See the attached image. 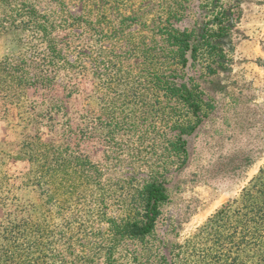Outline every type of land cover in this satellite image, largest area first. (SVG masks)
I'll use <instances>...</instances> for the list:
<instances>
[{"label": "rangeland", "instance_id": "1", "mask_svg": "<svg viewBox=\"0 0 264 264\" xmlns=\"http://www.w3.org/2000/svg\"><path fill=\"white\" fill-rule=\"evenodd\" d=\"M35 2L49 21L66 26L54 33L57 47L72 61L81 59L82 67L50 69L63 81L50 92L40 86L32 91L38 103L49 93L65 99L68 127L56 118L52 139L107 177L105 196L99 203L91 189H76L78 178L71 174L53 180L54 198L45 203L36 188L22 183L29 165L10 162V182L0 181V255L15 241L16 263L31 257L35 264H104L110 256L112 264H188L178 249L264 166V0ZM167 17L166 27L200 41L219 33L212 41L220 54L203 52L195 67L189 61L178 68L179 82L196 76L206 102L205 117L182 137L185 153L171 150L169 141L189 112L153 81L156 72L166 75L177 67L155 30ZM7 21L1 17L0 27ZM25 36L23 41L31 40ZM18 37L0 32V57L21 48ZM39 137L34 127L0 120V152ZM150 173L160 176L167 194L154 231L111 251L108 221L141 215L138 188ZM27 226L35 227L30 236Z\"/></svg>", "mask_w": 264, "mask_h": 264}, {"label": "trees", "instance_id": "2", "mask_svg": "<svg viewBox=\"0 0 264 264\" xmlns=\"http://www.w3.org/2000/svg\"><path fill=\"white\" fill-rule=\"evenodd\" d=\"M34 3L35 0H0V18L8 20V25L1 26L0 32L3 36L18 35L16 42L21 46L19 50L0 57V120L12 121L25 128L34 127L40 135L37 140L26 138L13 144L10 150L0 152V181L3 184L10 182L11 177L6 169L10 162L27 164L29 168L22 177V183L36 188L45 203H49L54 198L50 188L53 180L74 174L78 178L76 189L83 185L91 189L93 198L100 203L105 196L107 177L89 161L72 154L66 143H57L52 139L56 118L61 117L62 124L66 129L68 127L65 99L49 93L38 103L37 93L32 91L40 86L50 92L63 81L62 76L56 73L51 75L50 69L64 71L82 67L81 59L72 61L68 54L57 47L54 33L65 30L66 26L49 21L51 16L36 9ZM69 14V19L74 18ZM42 19L48 22H42ZM167 21L168 17L155 30L163 36L162 42L170 50L171 62L177 67L166 75L156 72L153 81L156 87L166 92L169 101L185 106L189 112V116L178 124L176 137L169 141L171 150L185 153L182 137L193 133L205 117L201 108L206 102L196 76H188L185 81L179 82L181 74H178V68H185L189 61L190 66L195 67L203 52L212 55L218 51L217 54H220V46L212 41L219 33L200 41L186 30L166 27L164 24ZM217 24L220 26L221 22ZM221 28L220 31L224 30ZM24 35L31 40L23 41ZM208 68L210 73L214 71L212 67ZM99 101L102 102V99ZM100 121L99 115L96 130L100 128ZM69 134L66 130L63 138L67 139ZM154 174H147L139 184L141 215L134 219L125 213L120 219L108 221V228L113 234L109 245L112 246L111 251L126 239L140 240L153 233L160 215V205L167 201L164 181ZM11 229L14 233L18 228ZM33 231L35 227H26L27 235L30 236ZM18 247L15 241L10 243L0 255L1 262L35 264L31 257L14 262L13 251ZM178 250L183 251L188 264H264V166L238 198L212 214ZM33 252L38 251L34 249ZM104 264H112L110 256Z\"/></svg>", "mask_w": 264, "mask_h": 264}]
</instances>
